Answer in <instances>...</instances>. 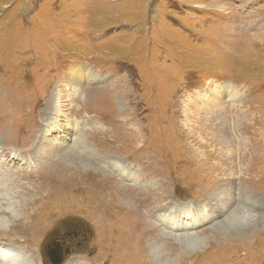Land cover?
<instances>
[{
    "label": "rangeland",
    "instance_id": "obj_1",
    "mask_svg": "<svg viewBox=\"0 0 264 264\" xmlns=\"http://www.w3.org/2000/svg\"><path fill=\"white\" fill-rule=\"evenodd\" d=\"M117 211L157 264H264V0H0V264H152Z\"/></svg>",
    "mask_w": 264,
    "mask_h": 264
},
{
    "label": "bare ground",
    "instance_id": "obj_2",
    "mask_svg": "<svg viewBox=\"0 0 264 264\" xmlns=\"http://www.w3.org/2000/svg\"><path fill=\"white\" fill-rule=\"evenodd\" d=\"M31 67V66H30ZM29 68V67H28ZM66 155V154H65ZM67 157V156H66ZM37 170H39V169H35V171H37ZM34 171V172H35ZM5 172V171H4ZM27 172V171H26ZM25 171H22L20 174H18V177H20L19 179H23V178H28L29 176H28V174H24V173H26ZM8 173V172H7ZM33 174V173H32ZM36 174V173H35ZM47 174V173H46ZM10 177H12V179L10 178V177H8L9 178V181L10 182H15V181H17V180H19V179H14V178H17V176H16V174L15 175H9ZM50 176H52V175H49L48 177L50 178ZM55 178H57L58 179V184H59V187L60 188H62V190H64V193H66V195L68 196V198L64 201L65 203H67L68 201L70 202V206L72 207V203H76V205H79V203L81 202V201H83V200H85V198L84 197H82L81 198V200H79L78 198H77V196H80V195H77V196H75L74 194H76V193H79L80 192V190L82 189V191L83 190H86L87 188L86 187H83V188H81V182H78V181H74V180H67V179H63V177L62 176H60V177H58L57 176V174L54 176ZM30 178V177H29ZM24 180V179H23ZM76 182V183H75ZM20 183V182H19ZM10 185L12 184V183H9ZM38 185L37 186H39V187H42V185H46L47 184V182L45 181V180H39L38 181V183H37ZM79 184H80V187H79ZM24 185V184H23ZM27 185H29V182H27ZM28 187H31V185L30 186H28ZM51 188V191L52 190H54V189H56V188H52V187H50ZM17 189V188H16ZM11 191H13L12 189H10ZM21 190V189H20ZM26 191H28V189H23L22 190V192H26ZM51 191L49 192V193H51ZM81 191V192H82ZM14 192V194L15 195H17V193L18 192H16V191H13ZM21 192V191H20ZM49 193H47L48 195H49ZM55 193V194H54ZM53 194H51V196H53V199H51V201H53L52 202V205H50V209L48 210V212H47V214L48 215H46V217H48L49 215H51V214H56V213H59V209H60V206H59V203H58V201H57V194H58V190L57 191H55ZM57 193V194H56ZM13 194V193H12ZM21 194V193H20ZM28 194V193H27ZM7 195V194H6ZM3 196V195H2ZM26 196H28V195H26V194H24L23 193V198H22V202L25 204V206H27L29 203H30V201H28L27 200V197ZM45 196H47V195H45ZM51 198V197H50ZM34 200H37V197L34 199ZM54 201H55V203H54ZM29 202V203H28ZM47 201L46 200H44V205L46 206V203ZM17 203V202H16ZM42 204V203H41ZM20 205V204H19ZM75 205V206H76ZM90 205V204H89ZM97 205V204H96ZM95 205V206H96ZM16 206H17V204H16ZM25 206L24 205H20L19 207H18V209L21 211V213H23L22 214V217H25V213H26V211L27 210H24V208H25ZM44 206V207H45ZM43 207V208H44ZM28 208V207H27ZM118 209V208H117ZM44 210V209H43ZM23 211V212H22ZM94 211L95 212H98L99 211V209H98V207H95L94 208ZM50 212H52V213H50ZM106 213H107V216H105L104 215V212H101V213H97V220L99 221V222H104L106 219H107V221L108 220H113L114 219V214H115V210H114V212L111 210V211H109V210H107L106 209V211H105ZM112 213V216H111V218L108 216V213ZM21 213H20V216H21ZM24 219V218H23ZM130 220H132V222L130 221ZM115 222H124V225H125V228L123 227V232H124V234H126L127 236H128V242L133 246V249H135V250H142V252L144 253V256H147L146 258H147V261L148 262H150V263H152V264H157L161 259L159 258V257H157L156 259H153V258H151L150 256H148L149 254H150V251H149V249L147 250V248L145 247V246H141L140 247V245H141V241H142V243H143V240H145V237H146V242L148 243V237L146 236V233H147V231L149 232V230H151V228H142L143 227V225L142 224H140V222L141 221H137V219H135V218H133V216H132V214H131V211H129V212H125V214L124 213H121L120 214V212L119 211H117V214H116V216H115ZM131 222V223H130ZM136 225V226H135ZM123 226V225H122ZM14 228V230L17 228V226H13V224H11L10 225V227H9V229L10 228ZM219 227V226H218ZM13 230V231H14ZM13 231H12V233H13ZM6 234H8L7 233V231L6 230H0V239L1 240H7V241H9V242H21V240H23L22 242L24 243V244H26V245H28V241L26 242V238H24V237H20V235L18 236V235H16V234H14V235H12V237L13 238H8V237H4V236H7ZM156 234V233H155ZM167 237H169V238H175V236L174 235H166V238ZM10 239V240H9ZM169 240V239H168ZM145 242V241H144ZM144 244V243H143ZM135 245H138L139 246V248H137ZM28 247H29V245H28ZM31 250V249H30ZM28 251V250H27ZM28 252H31V251H28ZM142 253V254H143ZM133 254H135V255H137V256H139V254L136 252V253H133ZM28 257L30 258H33L32 257V254L30 253H28V256H27V254L25 255V259H28ZM141 258H142V256H141ZM142 259H144V258H142ZM162 264V263H161Z\"/></svg>",
    "mask_w": 264,
    "mask_h": 264
},
{
    "label": "water",
    "instance_id": "obj_3",
    "mask_svg": "<svg viewBox=\"0 0 264 264\" xmlns=\"http://www.w3.org/2000/svg\"><path fill=\"white\" fill-rule=\"evenodd\" d=\"M47 254L52 260V264H60L62 261L63 250L62 247L56 245L53 250H47Z\"/></svg>",
    "mask_w": 264,
    "mask_h": 264
},
{
    "label": "flooded vegetation",
    "instance_id": "obj_4",
    "mask_svg": "<svg viewBox=\"0 0 264 264\" xmlns=\"http://www.w3.org/2000/svg\"><path fill=\"white\" fill-rule=\"evenodd\" d=\"M56 241H57V240H55V242H56ZM58 243H59V244H58ZM55 245H60V241H57V244H55ZM60 247H62V246L60 245ZM48 248L51 250V249L54 248V246H49Z\"/></svg>",
    "mask_w": 264,
    "mask_h": 264
}]
</instances>
